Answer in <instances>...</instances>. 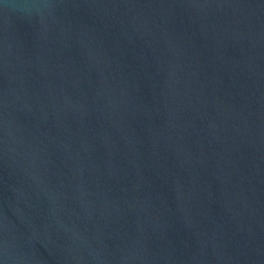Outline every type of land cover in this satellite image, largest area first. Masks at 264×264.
I'll list each match as a JSON object with an SVG mask.
<instances>
[{
    "label": "water",
    "instance_id": "95a60500",
    "mask_svg": "<svg viewBox=\"0 0 264 264\" xmlns=\"http://www.w3.org/2000/svg\"><path fill=\"white\" fill-rule=\"evenodd\" d=\"M0 264H264V0H0Z\"/></svg>",
    "mask_w": 264,
    "mask_h": 264
}]
</instances>
